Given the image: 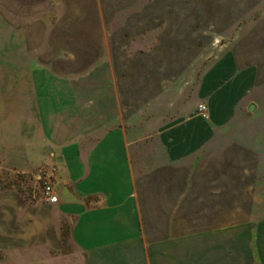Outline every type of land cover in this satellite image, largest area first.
Masks as SVG:
<instances>
[{
	"label": "crops",
	"instance_id": "1",
	"mask_svg": "<svg viewBox=\"0 0 264 264\" xmlns=\"http://www.w3.org/2000/svg\"><path fill=\"white\" fill-rule=\"evenodd\" d=\"M233 2L0 1L9 55L55 74L31 85L43 129L26 148L48 153L45 207L81 264H264V127L237 124L260 53L232 44L206 70L192 109L206 100L208 121L171 96L205 41L233 39ZM94 57L100 81L67 77Z\"/></svg>",
	"mask_w": 264,
	"mask_h": 264
},
{
	"label": "rangeland",
	"instance_id": "2",
	"mask_svg": "<svg viewBox=\"0 0 264 264\" xmlns=\"http://www.w3.org/2000/svg\"><path fill=\"white\" fill-rule=\"evenodd\" d=\"M233 1L239 6L235 8L238 17L233 24V39L205 41L201 54L189 58L185 71L174 73L171 96L175 99V112L188 106L191 117L198 105H205L207 118L203 120L208 121L206 100L192 109L201 77L232 44L248 45L260 53L252 57L260 64L256 66L257 80L251 95L239 104L237 124L261 128L264 127V0ZM3 20L0 15V264H81V255L70 244L69 225H60L59 217L45 207L44 178L49 175L53 184L54 174L53 167L43 164L48 153L26 148L27 140L37 139L43 129L36 105L37 88L31 85L38 80L53 79L55 74L21 69L27 66L28 57L20 53L9 55ZM94 59L92 71L71 73V77L69 73L67 77L100 81L103 57ZM66 75L62 78H67ZM258 134L262 137L264 133L259 130ZM257 196L255 206L264 213V195Z\"/></svg>",
	"mask_w": 264,
	"mask_h": 264
},
{
	"label": "built area",
	"instance_id": "3",
	"mask_svg": "<svg viewBox=\"0 0 264 264\" xmlns=\"http://www.w3.org/2000/svg\"><path fill=\"white\" fill-rule=\"evenodd\" d=\"M193 114L202 119H206L207 109L205 105H202V104L198 105L196 110L193 112ZM49 178H50L49 175H46V177L44 178L46 181L43 183V186H42V196L49 205H55L57 204L58 200L54 193L53 185L49 181Z\"/></svg>",
	"mask_w": 264,
	"mask_h": 264
},
{
	"label": "water",
	"instance_id": "4",
	"mask_svg": "<svg viewBox=\"0 0 264 264\" xmlns=\"http://www.w3.org/2000/svg\"><path fill=\"white\" fill-rule=\"evenodd\" d=\"M252 109H253V106H250L249 111H251Z\"/></svg>",
	"mask_w": 264,
	"mask_h": 264
}]
</instances>
